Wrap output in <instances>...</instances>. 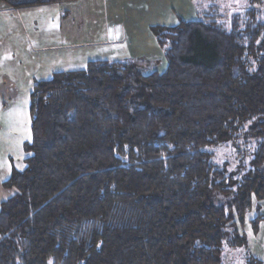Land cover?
<instances>
[{"label":"trees","instance_id":"1","mask_svg":"<svg viewBox=\"0 0 264 264\" xmlns=\"http://www.w3.org/2000/svg\"><path fill=\"white\" fill-rule=\"evenodd\" d=\"M212 5L150 26L161 71L89 60L34 82L24 168L2 181L0 264H223L228 248L264 264L245 237L264 198V0L227 25ZM225 145L232 167L215 160Z\"/></svg>","mask_w":264,"mask_h":264},{"label":"rangeland","instance_id":"2","mask_svg":"<svg viewBox=\"0 0 264 264\" xmlns=\"http://www.w3.org/2000/svg\"><path fill=\"white\" fill-rule=\"evenodd\" d=\"M196 1V7L200 10L213 4L212 8L225 25L229 24L230 15L233 12L246 6V0ZM25 12L26 16H33L37 21L32 29L27 27V34H22L19 28L16 29L15 24H8L7 39L3 37L0 39V87L1 94L4 92V97L3 94L0 95V182L9 176L11 169L24 168L23 160L26 155L23 145L31 137L29 96L35 81L47 79L55 71L83 69L89 60L123 61L128 59L126 52L129 51L123 43L119 45L116 43L92 44L93 42L66 44L61 34L64 25L60 19L61 11L57 4H49V6L37 7ZM122 12L118 9L116 13L119 15ZM197 17L198 15L195 16ZM44 18L45 21H43ZM88 20L97 21L93 17ZM98 20L101 19L98 17ZM107 21L109 28V18ZM73 23L71 27L67 23L66 27L70 29L81 27L80 22ZM89 28L93 29L90 26ZM119 34L121 35V32ZM152 55H149V59L134 57L133 59H141V63H137V68L145 73L151 70H163L166 62L162 51L160 50L159 55L158 53L154 57ZM132 75L136 77V73ZM137 90L135 88L134 95H137ZM4 101H6L5 106ZM237 144H241L240 139L237 140ZM234 152L236 149L231 145L217 148L215 160H227L232 167L235 164ZM256 215L262 216V219L257 222L255 231H252L249 221ZM245 237L251 253L264 261V198L259 201L253 200L252 208L246 214ZM245 254L242 248H228L222 262L223 264H245Z\"/></svg>","mask_w":264,"mask_h":264},{"label":"crops","instance_id":"3","mask_svg":"<svg viewBox=\"0 0 264 264\" xmlns=\"http://www.w3.org/2000/svg\"><path fill=\"white\" fill-rule=\"evenodd\" d=\"M195 1L74 0L58 4L51 3L50 5L57 4L59 11H61L60 19L64 25L61 34L66 44L93 42L92 44L116 43V45H119V43H123L129 51L126 52L128 58L145 57L149 59V55L153 54V57L157 53L159 55L161 50L149 30L150 26L157 24L173 25L179 18L194 19L198 15ZM46 6H49V4L12 8L7 3L0 2V39L1 37L7 39L8 24H15L16 29L19 28L22 34H27V27L32 29L33 24H36L37 21L33 16H26L25 11ZM118 9L123 11L119 15L116 13ZM91 17L97 19V21L90 22L88 19ZM98 17L101 20H98ZM108 18L114 24L112 25L109 22V28ZM43 21H45V18ZM75 21L80 22L82 29H80L81 27L79 29L66 27L67 23L71 27V24ZM2 94L4 97V92ZM2 94L0 87V95ZM3 105H6V101ZM11 194H13V190L4 188L1 181L0 202Z\"/></svg>","mask_w":264,"mask_h":264}]
</instances>
